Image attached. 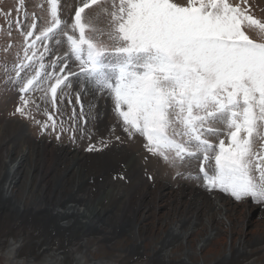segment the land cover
<instances>
[{
    "label": "rangeland",
    "instance_id": "obj_1",
    "mask_svg": "<svg viewBox=\"0 0 264 264\" xmlns=\"http://www.w3.org/2000/svg\"><path fill=\"white\" fill-rule=\"evenodd\" d=\"M83 2L84 0H57L58 15L63 23L58 30L57 42H51L52 55H46L43 61L34 58L29 62L25 59L24 36L17 28V22L26 33L28 26L35 19V32L39 34L50 19L48 0H0V158L4 153L1 149H4L7 143H15V139L19 145L27 144L29 149L35 151L29 150L31 153L28 152L30 154L25 157L19 169L23 175L13 189L14 200L21 202L29 210H21L17 214L15 210L18 207H15L10 199L0 201V212L14 211L12 217L0 219V241L4 240L0 242V264H157L159 260L155 263L156 259L151 257L150 250L163 242L168 229L181 217L183 220L185 218V221L188 220L182 229H192L189 238L182 241L183 243L179 240L174 243H179L178 245L174 246L169 242L162 247L164 252L168 250L170 253V264H175L178 260L176 258L186 249L192 255L190 258L193 264H264V204L252 203L250 199L236 202L229 195L206 190L203 174L200 173L202 157L186 159L182 164H173L166 163L158 155L148 152L145 148L146 141L141 135L134 134L129 138L123 131L122 123L114 113V101L95 91L94 86L87 84L82 75L71 76L68 86H61L57 90V108H52L51 94H46V90L55 80H48L46 74H52L54 71L59 74V68L54 70L51 67L54 56L70 57L66 35L73 34L69 25L72 23L75 9L82 7ZM118 2L119 0H115V3ZM173 2L181 6L187 4V0ZM229 2L236 5L240 0ZM112 4L113 0H98L96 4L90 2V7L82 13L83 22L90 27L86 36L96 41L109 42ZM248 4L252 16L264 22V0H248ZM9 13L11 15H8ZM243 30L254 42L264 43V35L258 29L245 26ZM35 51L38 57L44 52V47L38 42ZM28 54L31 55V51ZM21 61L31 64L21 72V78L34 75L40 63L45 65L41 70L40 87L25 94V98L29 99L25 109V112L30 113L29 118L15 114V109L20 104V92L19 85L14 83V67ZM64 62L72 72L78 73L79 65L74 58H68ZM78 92L86 122L80 117V104L76 103ZM73 108L76 111L74 120L71 119ZM46 113L54 116L55 130L51 127V121L47 120ZM45 123L49 127L42 132L41 124ZM209 140L214 145L218 144L216 137H209ZM260 144L261 141L257 140V151L260 150ZM90 146L97 150L88 151ZM12 154L13 158L17 157L15 151ZM107 158L112 160L111 165ZM30 166L32 173L26 179L25 168ZM204 166L211 175L214 161L205 163ZM38 174H42V177L48 175L46 182L39 183L30 178ZM189 175L197 178L187 179ZM137 177H141L143 183L139 182ZM27 180H32L30 186L26 185ZM80 181H84V185L80 186ZM118 185H124L127 191L121 196H108L110 192L112 194L116 191ZM27 187L31 189V199H35V202L24 193L26 189L29 191ZM40 189L45 192L42 193ZM70 189L88 196L87 200L81 203V208L87 203L90 213L93 208L101 209L105 213L102 216L93 214V221L87 228H69L65 232L57 229L60 222L58 217L50 218L47 212L41 209H45L42 205L46 201V195L50 193L53 195L61 190V195L53 199L58 200L59 206L63 205L60 199L66 201L74 198ZM189 194H196L200 204L205 200L212 203L218 199L226 210L222 213L221 208L216 209L218 213L221 211V215L215 213V210L210 214L206 206H200L196 219L189 220L195 211V206L192 205L194 201L198 202L195 197H188ZM126 199L129 201L126 202ZM122 203L127 206V210L121 212L118 207ZM117 218L122 219L119 224H115ZM206 226L210 228L209 232L214 230V235L207 241V246L204 242L202 247H197L200 239L208 232ZM10 235L14 236V240L20 239L21 242L23 236H29L30 239L18 249L19 255L14 252L9 259L7 253H10ZM139 243L141 247H137ZM41 244L49 245V251L58 250L64 253L65 261L54 262L53 257L38 253ZM15 256L26 259L19 262V259H12ZM75 257L82 260L76 263Z\"/></svg>",
    "mask_w": 264,
    "mask_h": 264
},
{
    "label": "snow or ice",
    "instance_id": "obj_2",
    "mask_svg": "<svg viewBox=\"0 0 264 264\" xmlns=\"http://www.w3.org/2000/svg\"><path fill=\"white\" fill-rule=\"evenodd\" d=\"M90 2L84 0L75 9L69 25L70 57L54 56L51 67L59 68V74H46L48 80H55L46 90L52 108H57V90L67 87L71 76L82 75L95 91L114 101L123 131L129 138L141 135L148 152L173 164L202 157L200 173L206 190L219 191L236 202L250 199L264 204V43L254 42L243 30L254 27L264 35V22L252 16L248 0L236 5L229 0H187L185 6L173 0H119L118 4L113 0L108 43L86 36L90 27L82 13ZM48 4L50 19L39 34L35 19L26 33L17 22L29 62L52 55L51 42H57L62 27L57 0ZM38 42L44 52L37 57ZM68 58L78 63V73L64 62ZM30 66L21 61L14 67L20 92L15 114L25 118L30 117L25 94L40 87L45 68L40 63L34 75L21 78ZM76 103L86 122L79 92ZM46 115L55 130L54 116ZM75 118L73 108L71 119ZM48 127L41 124V131ZM209 137H216L218 144ZM211 161L214 168L209 175L204 165Z\"/></svg>",
    "mask_w": 264,
    "mask_h": 264
},
{
    "label": "bare ground",
    "instance_id": "obj_3",
    "mask_svg": "<svg viewBox=\"0 0 264 264\" xmlns=\"http://www.w3.org/2000/svg\"><path fill=\"white\" fill-rule=\"evenodd\" d=\"M24 128V127H23ZM20 131H22V127L20 128ZM3 135V134H2ZM2 137V136H0ZM6 138V137H5ZM11 138V136L9 137ZM1 139V138H0ZM3 141V140H2ZM19 142L15 139V143L14 142H11V143H7V145L5 146L4 149H1L4 150L3 152V155L2 157L0 158V201L1 202H4L5 200H11L12 201V204L15 205V207L17 206L18 209L15 210V213H20L21 210H25V206L20 202L18 203V201H15L14 200V196H13V189L14 187L16 186V183L17 181L20 179V177L23 175L22 173H20L19 169L21 168V165L23 164V161L25 160V157H27V155H29L31 152H35L33 151L32 149H29V146H27V144L25 145H19L18 144ZM1 144V143H0ZM31 150V152L29 151ZM15 151L17 153V157L16 158H13V154L12 152ZM30 152V153H28ZM39 155V154H38ZM33 159V158H32ZM56 159V158H55ZM43 161V160H42ZM52 161V160H51ZM58 161V160H57ZM66 161V160H65ZM107 161L108 163L111 165L112 164V160L110 158H107ZM30 162V161H29ZM54 162V161H53ZM45 163V162H44ZM39 164V163H38ZM52 165V164H51ZM66 165V164H65ZM69 167V166H68ZM46 168V167H45ZM50 168V167H49ZM77 169V168H76ZM86 169V168H85ZM102 169V168H101ZM26 170V174H25V178L28 179L29 176L31 175L32 173V167H26L25 168ZM48 170V169H47ZM67 170V169H66ZM82 171V170H81ZM87 171V170H86ZM94 171V170H93ZM49 172V171H48ZM62 172V171H61ZM41 173V172H40ZM47 174V173H46ZM42 175V174H41ZM40 174L38 175H35L34 177H30L31 179H34L36 182H41V181H44L46 182V175H44V177H42ZM89 175V174H88ZM103 177V176H102ZM89 178V177H88ZM101 178V177H100ZM138 178V177H137ZM91 179V178H90ZM105 181V180H104ZM138 181L143 183V180L141 177L138 178ZM84 181H80V186L84 185ZM114 183V182H113ZM32 184V180L28 182H26V185L27 186H30ZM119 184V183H118ZM44 185V184H43ZM46 186H44V189H45ZM107 187V186H106ZM111 187V186H110ZM135 187V185L133 186V188ZM28 188V192H27V189L25 190V194L28 195L27 197H30L33 198V193L31 191V189ZM90 188V187H89ZM110 189V188H109ZM130 188H128L129 190ZM132 189V188H131ZM41 190V189H40ZM116 191H113V193L111 194H108V196L110 195H122L125 193L126 190V187L124 185H118L117 186V189H115ZM31 191V192H30ZM42 191V190H41ZM70 191H72L74 193V198H72L71 200H66L65 199H60L63 203L62 206H59V204L57 203L58 200H53L54 198H58L59 195H61V190L58 191V192H54L53 195L50 193V195H46V201H44V205L43 208L45 209H41V210H44L45 212H47V216H50L51 217H58V221L59 224L57 226V229H61L62 231L65 230H68L69 228H75V227H78V228H81V229H84V228H87L89 227V224L92 223L93 221V217L94 215L96 214H100V216H102V214H104L105 212H102L101 209H97V208H93L94 210L92 211L91 210V213H90V209H88V204L86 203L84 205V208H81V203L85 200H87L88 196H85L86 194L82 195L77 191L75 190H72L70 189ZM111 191V190H110ZM134 191V189L132 190ZM144 191V190H143ZM40 192V191H39ZM45 190L42 191V193H44ZM91 192V191H90ZM94 192V191H93ZM108 192V191H107ZM129 194H131V192H129ZM182 194H185V193H182ZM43 195V194H42ZM55 195V196H54ZM45 196V195H44ZM92 196V194H91ZM14 197V198H13ZM43 197V196H42ZM107 197V196H106ZM105 197V199H107ZM115 197V196H114ZM188 197H195L196 199H198L199 197L196 196V194H189ZM70 198V197H69ZM125 198V197H124ZM45 199V198H44ZM14 200V201H13ZM20 200V199H19ZM22 200V198H21ZM33 202H35V199H31ZM38 200V199H37ZM53 200V201H52ZM92 200V199H91ZM39 201V200H38ZM112 201V200H111ZM129 200L126 199V202H128ZM194 201V200H193ZM206 201V200H205ZM205 201H202L203 203H199V199H198V202H195L193 203L192 206H195L194 208V215H192V219H189V220H195L196 219V216L199 214L198 212H200V209L203 207V206H206L205 208L209 209V213L211 214V212L213 210H215V213H217L218 215H221V211L218 213L216 212V209H222V213L226 210L223 203H220V201L218 199H215L212 203H207ZM88 202V201H86ZM124 202V201H123ZM61 203V202H59ZM140 203V202H139ZM111 204V203H110ZM26 205V204H25ZM187 205V204H186ZM201 206V208H200ZM30 209L33 210V208L31 207H28ZM90 208V207H89ZM121 209V212L122 211H126L127 210V206L122 205L120 204V206L118 207ZM138 208V207H137ZM119 209V210H120ZM10 210V209H9ZM26 210H29V209H26ZM117 210V211H119ZM11 211V210H10ZM14 212V211H13ZM12 212V213H13ZM35 212V210H34ZM12 213L9 212V211H1L0 212V219H3L4 217H12ZM213 213V212H212ZM94 214V215H93ZM107 214V213H106ZM209 214V215H210ZM16 215V214H15ZM223 215V214H222ZM118 216V215H117ZM46 218V217H45ZM118 220H116L115 224H119V222L122 221V219L120 218H117ZM191 222V221H190ZM185 223L187 224L188 223V220L185 221V218L183 220V217L179 218V220L177 222H175L169 229L168 231L166 232L167 233V236L164 235V238H163V242H160L158 244H156L155 248L151 249L150 250V253H151V257L155 258L156 261L155 263L157 262V260H159L158 263L160 264H170L171 263V257L169 256L170 253L169 251H163L162 250V247L166 244V243H176L177 241L180 240V243H183L184 240L188 239L189 238V235H190V229L192 228H187L186 229H182L184 228L185 226ZM193 223V222H192ZM191 223V224H192ZM120 224H124V223H120ZM18 225V224H17ZM19 225H21V223H19ZM18 225V226H19ZM95 225V224H94ZM183 225V226H182ZM56 227V226H55ZM95 227L97 228L98 226L95 225ZM103 227V226H102ZM20 228V226L18 227ZM80 229V230H81ZM180 229H182L180 231ZM206 229L208 230V232L206 233L205 237H202L198 243V246H201L203 245V243L205 242V246L208 245V240L211 239V237H213V229H211L212 231L209 232V227L206 226ZM179 230V232H178ZM15 232H13L14 234ZM10 240H9V254L7 253V257L10 259L12 257V253L16 254V255H19L17 254L18 253V249H20L22 247V245L24 246L25 243H27L30 239L29 236L25 237L23 236V243L21 242L20 239H16L14 240V236L13 235H10ZM162 240V239H161ZM160 240V241H161ZM2 241V240H1ZM0 241V242H1ZM4 241V240H3ZM2 241V242H3ZM15 241H18L16 244L14 243ZM25 241V242H24ZM183 241V242H182ZM12 242V243H11ZM215 242V240H214ZM37 243V242H35ZM75 243V242H74ZM4 244V243H3ZM6 244V243H5ZM4 244V245H5ZM81 244V243H80ZM84 244V243H83ZM179 243L175 244V245H178ZM38 245V243H37ZM75 245V244H74ZM167 245V244H166ZM174 245V246H175ZM40 250L38 251V253L42 254V255H48L49 258L53 257L54 259V262H58V261H65V254L59 252L58 250H54V251H49V245H46V244H41L40 245ZM82 246V245H81ZM19 247V248H18ZM137 247H141V244L139 243L137 245ZM75 248V246H74ZM171 248V247H170ZM79 249V248H78ZM74 250V249H73ZM8 251V250H7ZM49 253V254H48ZM135 253L137 254L136 252V249H135ZM11 256V257H10ZM20 256H15V258H12V259H19L17 261L21 262V261H25L24 259L26 258H18ZM192 258V255L188 253L187 249L185 252H183V254H181L180 257L176 258L178 259L176 262H174L175 264H193V261L191 262V258ZM32 258H35V257H32ZM30 259V258H29ZM36 259V258H35ZM15 260V261H16ZM82 259L80 258H77L75 257V262L78 263L80 262ZM153 259L150 261L152 263ZM157 263V264H158Z\"/></svg>",
    "mask_w": 264,
    "mask_h": 264
}]
</instances>
